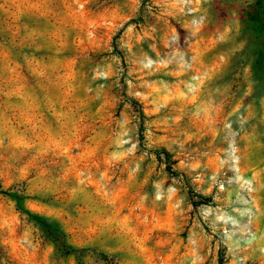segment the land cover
Returning a JSON list of instances; mask_svg holds the SVG:
<instances>
[{"label":"rangeland","instance_id":"obj_1","mask_svg":"<svg viewBox=\"0 0 264 264\" xmlns=\"http://www.w3.org/2000/svg\"><path fill=\"white\" fill-rule=\"evenodd\" d=\"M258 22L264 0H0V264H264Z\"/></svg>","mask_w":264,"mask_h":264},{"label":"trees","instance_id":"obj_2","mask_svg":"<svg viewBox=\"0 0 264 264\" xmlns=\"http://www.w3.org/2000/svg\"><path fill=\"white\" fill-rule=\"evenodd\" d=\"M259 4H260V2H259ZM260 17V16H259ZM257 19H255V21H256ZM259 23V22H258ZM259 27V29H262V24L261 23H259V24H257ZM263 29H264V27H263ZM255 67L256 68H258V67H261V68H263L264 69V47H263V49H260V51H259V55H258V58H257V60H256V63H255ZM133 102H136L135 101V99H133ZM155 153L158 155V157L160 158V154H164V156H165V159H170V157H171V154L167 151V150H163L162 149V151L161 150H159V149H157L156 151H155ZM168 170H171V167H168ZM173 172H175V171H173ZM10 194V196H12V197H14L16 200H20L21 199V197H19L17 194H15V193H9ZM33 217L37 220V221H39V222H41V223H43L44 225L45 224H47L48 225V221L45 219V218H43V217H41V216H39V215H37V214H34L33 215Z\"/></svg>","mask_w":264,"mask_h":264}]
</instances>
